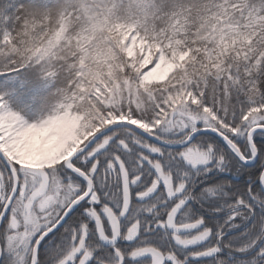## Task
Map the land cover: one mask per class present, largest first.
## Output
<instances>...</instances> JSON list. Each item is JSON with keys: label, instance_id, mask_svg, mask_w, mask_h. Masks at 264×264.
<instances>
[{"label": "snow or ice", "instance_id": "1", "mask_svg": "<svg viewBox=\"0 0 264 264\" xmlns=\"http://www.w3.org/2000/svg\"><path fill=\"white\" fill-rule=\"evenodd\" d=\"M0 264H264V0H0Z\"/></svg>", "mask_w": 264, "mask_h": 264}]
</instances>
